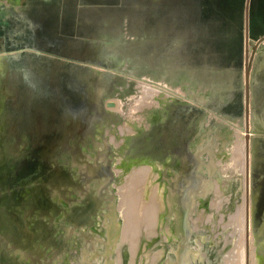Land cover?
Here are the masks:
<instances>
[{"label":"rangeland","instance_id":"374dc122","mask_svg":"<svg viewBox=\"0 0 264 264\" xmlns=\"http://www.w3.org/2000/svg\"><path fill=\"white\" fill-rule=\"evenodd\" d=\"M0 264H264V0H0Z\"/></svg>","mask_w":264,"mask_h":264},{"label":"bare ground","instance_id":"6f19581e","mask_svg":"<svg viewBox=\"0 0 264 264\" xmlns=\"http://www.w3.org/2000/svg\"><path fill=\"white\" fill-rule=\"evenodd\" d=\"M120 66V65H119ZM147 90V89H146ZM147 92H149V91H147ZM147 93H145L144 95H146ZM148 97L150 96V94L149 95H147ZM143 97V96H142ZM146 98V97H145ZM177 98V97H176ZM148 99V98H147ZM146 100V99H145ZM138 103V102H137ZM112 106H114V105H112ZM116 106V105H115ZM140 106V105H139ZM137 107V106H136ZM132 109H134V108H132ZM133 114V113H132ZM225 123V122H224ZM223 124V123H222ZM233 144V143H232ZM234 149V148H233ZM212 167H213V165H212ZM143 170V169H142ZM213 172V171H212ZM136 176V175H135ZM138 176V175H137ZM139 177V176H138ZM135 178V177H134ZM140 178V177H139ZM211 178V177H210ZM132 180H134V179H132ZM136 180H138L139 182H140V179H136L135 178V182H133V181H131L132 182V184H130L128 187H126V185L124 186V187H126L127 189V191L125 190V188H124V190H125V192H126V194H127V196L125 197V198H127V202L126 203H128L127 205H125V207H127V211H126V213H124L125 215H126V217L124 216V218H125V220H126V222H125V224L127 223V227L126 228H128V229H132V232H133V229H134V232H135V228H138V227H140V225H142V224H138V223H140V221L139 220H141V217L142 216H140V210H139V206L138 205H140L141 206V204H139L138 203V198H139V194L137 195V193H136V191L139 189L137 186L139 185V184H137L136 183ZM137 181V182H138ZM130 182V183H131ZM215 186V185H214ZM206 187H208V185H206ZM136 188H138V189H136ZM215 188V187H214ZM217 189V188H216ZM136 190V191H135ZM215 191V190H214ZM140 193V192H139ZM125 194V193H124ZM124 198V199H125ZM125 203V204H126ZM138 204V205H137ZM155 204V203H154ZM150 206H152V205H149V207ZM155 206V205H154ZM137 207H139V208H137ZM146 207V206H145ZM148 207V206H147ZM141 209V208H140ZM155 209V208H154ZM82 210V209H81ZM139 210V211H138ZM144 209H142L141 211H143ZM145 210H146V208H145ZM153 210V209H152ZM150 211H151V209H150ZM144 213V212H143ZM152 213V212H151ZM150 213V214H151ZM156 213V212H155ZM123 214V215H124ZM145 214V213H144ZM149 214V213H148ZM149 214V215H150ZM142 215V214H141ZM142 218H144V216L142 217ZM142 220H145V219H142ZM141 220V221H142ZM143 222V221H142ZM141 222V223H142ZM139 225V226H138ZM137 230V229H136ZM242 258H243V256H242ZM245 262H247V261H245Z\"/></svg>","mask_w":264,"mask_h":264},{"label":"water","instance_id":"95a60500","mask_svg":"<svg viewBox=\"0 0 264 264\" xmlns=\"http://www.w3.org/2000/svg\"><path fill=\"white\" fill-rule=\"evenodd\" d=\"M245 34H246V36L248 34V13H247V7H246V14H245ZM245 81H247V71H245Z\"/></svg>","mask_w":264,"mask_h":264}]
</instances>
